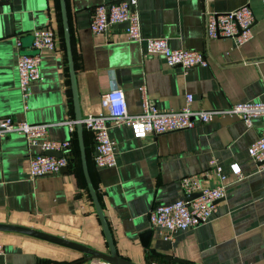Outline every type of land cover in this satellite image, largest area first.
Listing matches in <instances>:
<instances>
[{
	"label": "crops",
	"instance_id": "1",
	"mask_svg": "<svg viewBox=\"0 0 264 264\" xmlns=\"http://www.w3.org/2000/svg\"><path fill=\"white\" fill-rule=\"evenodd\" d=\"M72 58L82 118L105 112L103 96L120 88L128 111H141V87L159 110L178 111L185 96L197 110L225 109L248 101L264 102V0H138L141 34L164 38L172 49L203 52L206 67H168L143 45L129 42L124 28L94 34L89 22L95 6L116 0H65ZM249 5L255 16L252 39H205L204 11L228 13ZM50 28L55 49L40 51L41 79L25 101L17 87L16 40L22 52L31 32ZM31 49V50H30ZM28 106L25 110L24 106ZM0 116L29 124H50L51 141L70 142V162L58 174L30 178L28 148L22 134L0 139V224L30 228L108 253L106 241L81 169L71 85L59 0L0 3ZM264 130V119L246 124L235 116L215 117L193 130L136 139L127 126L114 127L118 164L98 168L93 136L83 129L88 172L118 255L136 264H264V168L247 150ZM215 159L226 176L225 197L206 224L165 239L147 213L182 198L180 181L202 176ZM238 164L243 178L230 170ZM202 184L214 185L212 176ZM0 264H100L86 255L28 235L0 232ZM153 253V254H152Z\"/></svg>",
	"mask_w": 264,
	"mask_h": 264
},
{
	"label": "built area",
	"instance_id": "2",
	"mask_svg": "<svg viewBox=\"0 0 264 264\" xmlns=\"http://www.w3.org/2000/svg\"><path fill=\"white\" fill-rule=\"evenodd\" d=\"M8 1L0 0V3ZM254 21V12L249 5L228 13L204 11L202 13L204 38L231 39L237 46H241L252 39ZM121 24H127L123 32L129 42L143 45L144 56L155 55L168 67H181L186 70L206 67L208 64L203 52L172 49L164 38L143 37L138 0H116L95 6L89 22V30L94 34H104ZM31 37V49L38 52L37 54L23 55L21 40L17 39L15 44L17 87L25 101L31 94V85L41 79L40 51L55 49V34L50 28L34 29ZM140 91L142 104L138 114L129 113L124 92L120 88H114L103 96L106 103L105 112L82 118L83 129L92 134L95 142L98 152L95 164L98 168H113L118 164L116 144L110 134L114 127L127 126L134 138L143 140L168 133L193 130L210 123L215 117L235 116L247 127H250L252 120L256 118L264 119V102L256 100L235 104L225 109L204 111L192 108L193 97L188 94L185 96L182 109L162 111L150 102L145 87H141ZM24 109L27 110L28 106L25 105ZM68 124L70 131L74 132L76 122L71 121ZM50 126V124H29L25 121H15L11 117L0 116V139L13 133L22 134L28 148H39V153L28 155L29 175L32 179L58 174L62 168L69 165L70 142L49 140L47 130ZM48 152L59 153L60 156H50L47 155ZM247 153L255 167L264 168V130L249 146ZM230 170L235 175L236 182L243 178L238 164H231ZM209 176H213L217 182L214 185L202 184V178ZM225 179L221 167L212 158L202 176L181 179L182 198L168 205H156L149 210L147 218L150 225L165 230V239H172L178 232L208 223L216 213L218 202L226 195ZM192 194L200 195L188 200ZM3 254L4 247L0 243V255Z\"/></svg>",
	"mask_w": 264,
	"mask_h": 264
},
{
	"label": "water",
	"instance_id": "3",
	"mask_svg": "<svg viewBox=\"0 0 264 264\" xmlns=\"http://www.w3.org/2000/svg\"><path fill=\"white\" fill-rule=\"evenodd\" d=\"M59 4H60L61 21H62V27H63V36H64V42H65V47H66L68 67H69L72 103H73L74 118H75L74 121L76 122L75 127H76V135H77L78 146H79L81 169H82V173H83V176L86 182L88 192L90 194L92 203L94 205L97 217L99 219V222L102 228V232H103L106 245L108 248V253H103V252L94 250L92 248L86 247L81 244L68 241L66 239H63L57 236H53V235H50L44 232H40L38 230L20 227V226L0 224V232L20 233V234L28 235V236L52 243V244H56V245L74 250L76 252L86 255V258L83 260V262L99 261L105 264H136L118 255L113 239H112L109 226L106 222L102 207L100 205L96 190L92 184V181H91V178L88 172L87 156H86V150H85V145H84V133H83V127L81 124L82 114H81V109H80L79 96H78L77 85H76V76H75L73 58H72L71 38H70V30H69L68 16H67V10H66V1L59 0ZM117 27L126 28L127 24H121ZM30 39H31L30 45L27 46L29 48H31L32 37ZM37 53L38 52H35V51L22 52L23 55H34ZM47 155L56 156V157L60 156L59 153H55V152H48ZM97 155H98V152L96 151L95 156ZM62 169L64 170L65 167ZM199 195L200 194H192L188 198V200L194 199L198 197ZM164 260L166 262H173L174 264L184 263L182 260L174 259L170 256H164Z\"/></svg>",
	"mask_w": 264,
	"mask_h": 264
}]
</instances>
